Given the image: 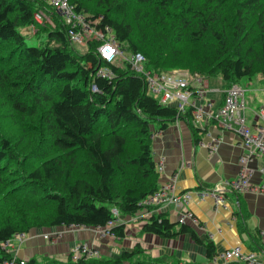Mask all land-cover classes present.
I'll use <instances>...</instances> for the list:
<instances>
[{
	"label": "trees",
	"instance_id": "obj_1",
	"mask_svg": "<svg viewBox=\"0 0 264 264\" xmlns=\"http://www.w3.org/2000/svg\"><path fill=\"white\" fill-rule=\"evenodd\" d=\"M67 1L96 30L110 28L122 52L141 53L148 74L185 70L225 88L264 78V0ZM38 10L52 13L53 28L34 25ZM32 26L38 42L28 45L21 30ZM67 30L45 0H0V119L9 128H0V243L32 229L103 228L116 220L113 210L135 216L158 189L153 135L176 119L195 144L207 132L194 125L191 107L176 118V105L148 94L145 76L130 65L106 64L101 41L87 39L80 53ZM101 67L113 77L97 76ZM141 226L165 239L188 234L207 258L217 256L191 226L161 212ZM124 229L116 223L110 231L122 238ZM8 258L0 250V262ZM124 262L160 264L138 245L113 260L76 264Z\"/></svg>",
	"mask_w": 264,
	"mask_h": 264
},
{
	"label": "crops",
	"instance_id": "obj_2",
	"mask_svg": "<svg viewBox=\"0 0 264 264\" xmlns=\"http://www.w3.org/2000/svg\"><path fill=\"white\" fill-rule=\"evenodd\" d=\"M184 79L185 72H175ZM208 90L199 102L206 109L215 112L222 105L223 90L220 79H208ZM239 85L245 88V116L248 125L257 124L256 112L264 106V78L257 76L251 80L243 79ZM195 85H192L194 88ZM196 97V94L193 95ZM194 97L189 99L193 103ZM207 132L203 142L209 137L218 138L220 143L215 153L195 144L189 128L183 121H175L152 137L153 159L159 168L158 185L165 183L174 173H178L177 190L208 189L223 179L235 178L238 174V159L244 153L240 147L241 137L235 127L227 129L215 122H207ZM264 156H257L249 164L250 182H264ZM222 203L215 205L213 199L198 201L192 198L188 209L199 222L191 226L204 244L211 243L216 255L239 247L242 251H254L264 260V194H237L230 190L221 193ZM179 208L168 205L160 210L171 222H176ZM130 216H118L116 223L124 224V236H100L94 227H49L32 229L21 243L13 242L11 255L20 259L34 261L35 264H70L68 255L75 244H87L98 250L99 256L92 258L106 262L119 257L123 252H131L138 245L144 257L160 264H216L206 256L205 246L197 244L188 234L165 239L141 232L142 222ZM59 233V234H58ZM58 234L56 240H47L44 235ZM260 245V246H259ZM259 250H258V249ZM88 260V259H87ZM127 264V262H124ZM220 264V263H219ZM238 264V263H237ZM242 264V263H239Z\"/></svg>",
	"mask_w": 264,
	"mask_h": 264
},
{
	"label": "built area",
	"instance_id": "obj_3",
	"mask_svg": "<svg viewBox=\"0 0 264 264\" xmlns=\"http://www.w3.org/2000/svg\"><path fill=\"white\" fill-rule=\"evenodd\" d=\"M57 14L63 19L66 26H68L67 35L69 41L75 48L79 49L85 45V41L89 38H95L101 41L97 52L99 57L106 64H115L116 61H121L122 64H128L131 68L145 76L147 93L157 97L159 102L165 106L176 105L178 114L183 115L188 108H192V117L194 125L200 129H204L207 122H215L217 125L231 129L232 126L236 128L241 137L240 147L244 153L238 159V174L232 179H223L208 189L196 190H177L178 173L174 172L169 179L161 184L158 189L140 202L141 208L139 212L133 216L132 220L142 222L148 219L151 215L160 212L168 205L179 208L176 213V221L180 224L191 223V225L199 226L197 218L188 209V205L192 198L196 197L198 201L206 198L213 199L215 205L222 203L221 193L225 190H230L237 194L254 193L264 194V182L261 184H252L250 182L251 170L249 164L257 156H264V106L257 112V124L248 125L245 116V93L246 90L239 84L223 90V102L219 109L215 112L209 111L199 102L208 90L207 80L198 75L187 74L184 79L178 78L175 72L163 73L161 75L148 74L144 71L142 65L144 57L141 53H124L118 46L110 28H105V32L98 31L93 27L94 21L86 20L87 17L83 14L74 12L72 6L67 0H45ZM34 25H48L54 27L52 13H47L44 10H38L33 14ZM33 27V26H32ZM33 29V28H32ZM96 75L106 79H111L113 73L108 67H101L97 70ZM192 85H195L192 88ZM92 92L97 91L93 86ZM196 94V97L193 95ZM194 97L193 103L189 99ZM176 121H179L176 119ZM203 140V139H202ZM201 140L200 144L206 147L210 154L216 152L220 143L218 138L212 139L209 137L207 142ZM162 167V162L156 164L157 171ZM264 173V167L260 169ZM115 221L109 222L105 227H98V234L100 236L115 237L110 229L116 224L118 213L116 210L112 211ZM27 232H18L4 242L0 243V250H3L9 255L8 259L3 260L0 264H26L23 259L10 254L12 244L14 241L21 243L26 239ZM59 234V233H58ZM58 234L53 236L44 235L47 240H56ZM264 236V232H262ZM99 256L98 250L87 244H75L70 248L68 255V262L76 264L79 260H87L97 258ZM218 260L220 262L216 263ZM213 261L216 264H264V260L260 259L254 252H244L239 247L228 249L220 255L214 257Z\"/></svg>",
	"mask_w": 264,
	"mask_h": 264
},
{
	"label": "rangeland",
	"instance_id": "obj_4",
	"mask_svg": "<svg viewBox=\"0 0 264 264\" xmlns=\"http://www.w3.org/2000/svg\"><path fill=\"white\" fill-rule=\"evenodd\" d=\"M86 17H90L89 16V14L87 15L86 14ZM37 24H35V26H36ZM40 26V25H39ZM33 28V29H32ZM21 32L24 34V35H26V37L28 38L27 40H26V42H27V44L28 45H34L35 43H37L38 42V40H37V36L35 35V36H33L35 33H36V30H35V28L34 27H30V29H27L26 31L24 30V31H22L21 30ZM40 40H41V38H40ZM91 40H95L94 38H91ZM90 41V40H89ZM86 49V45H84V46H81L79 49H78V51L80 52V53H83V51ZM115 64L116 65H119V66H123L124 64H122L121 63V61H119V59H118V61H116L115 62ZM178 72H185L186 74H188V72L187 71H185V70H180V71H178ZM246 103V102H245ZM8 124V122H7V120H5V119H0V128L2 127L3 129H5V127H6V125ZM7 129H9V128H6L5 129V131H4V133L7 131ZM22 145V144H21ZM160 185H158V187H159ZM119 216V215H118Z\"/></svg>",
	"mask_w": 264,
	"mask_h": 264
}]
</instances>
